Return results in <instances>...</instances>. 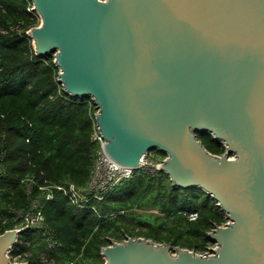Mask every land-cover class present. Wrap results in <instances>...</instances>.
<instances>
[{
	"label": "water",
	"instance_id": "obj_1",
	"mask_svg": "<svg viewBox=\"0 0 264 264\" xmlns=\"http://www.w3.org/2000/svg\"><path fill=\"white\" fill-rule=\"evenodd\" d=\"M35 53L58 81L91 98L116 163L203 190L226 215L207 234L213 256L145 237L112 241L105 264H264V0H32ZM209 132L225 153L209 152ZM19 232L0 234V264Z\"/></svg>",
	"mask_w": 264,
	"mask_h": 264
},
{
	"label": "trees",
	"instance_id": "obj_2",
	"mask_svg": "<svg viewBox=\"0 0 264 264\" xmlns=\"http://www.w3.org/2000/svg\"><path fill=\"white\" fill-rule=\"evenodd\" d=\"M32 6V0H0V28L7 30L0 29V135L6 152L0 214H8L7 221L0 220V234L18 224L8 207L26 204L23 178L35 174L41 183L74 182L83 187L93 163V101L66 94L53 55L35 53L27 31L38 26L40 18ZM197 135L209 152L225 153V145L209 132ZM157 152L162 161L166 155ZM94 204L96 210L81 209L61 193L45 202L47 224L60 244L47 255L57 264H105L102 248L111 240L123 241V236L201 252L212 244L207 234L214 225L226 222V215L203 190L174 187L160 171L154 176L135 172ZM191 213H197L196 219H190ZM21 239L30 242L23 249L31 252L32 264L46 245L45 237L27 228Z\"/></svg>",
	"mask_w": 264,
	"mask_h": 264
},
{
	"label": "built area",
	"instance_id": "obj_3",
	"mask_svg": "<svg viewBox=\"0 0 264 264\" xmlns=\"http://www.w3.org/2000/svg\"><path fill=\"white\" fill-rule=\"evenodd\" d=\"M30 10H34V5ZM41 21L42 19L40 18L39 25ZM0 29L2 32L7 31L3 27ZM29 32L30 30L27 31L28 35ZM91 108L93 122L91 141L94 144V154L92 167L85 185L80 187L74 182L57 183L48 180L41 183L35 174L28 175L21 180V185L26 195V204L21 208L8 207V212L12 214V220L18 223L12 229H16L19 232L15 242L7 252L11 262H28L31 264L28 261V257L32 256L31 252L23 249V247L29 246L30 242L21 239L22 232L30 228L36 232H40L46 241V245L39 251L36 260L32 264H57L55 258L48 257L47 251L60 246V244L53 238V232L49 228L43 212L45 202L53 200L56 193L66 196L78 208L96 210L95 201L103 200L119 183L134 176L135 172L132 169L116 163L106 153L104 137L96 119L98 109L93 102L91 103ZM93 109L95 110L93 111ZM2 139L3 135H0V178H3L6 173V152L2 148ZM161 162L148 153L142 157V168L140 171L154 176L159 171ZM7 215L5 213L0 214V220L7 221ZM189 215L191 220L197 217V213ZM128 238L129 236H126L124 241ZM217 249L218 245L212 243L207 249L199 253L203 256H213Z\"/></svg>",
	"mask_w": 264,
	"mask_h": 264
},
{
	"label": "rangeland",
	"instance_id": "obj_4",
	"mask_svg": "<svg viewBox=\"0 0 264 264\" xmlns=\"http://www.w3.org/2000/svg\"><path fill=\"white\" fill-rule=\"evenodd\" d=\"M154 158H156V160H161V155L156 151V150H153V151H151V153H150ZM141 212V211H140ZM143 212V211H142ZM151 212L152 213H158V211H155V210H151ZM226 222H227V220H226ZM225 222V223H226ZM224 223V224H225ZM224 224H221V225H224ZM124 237V239H123V241L125 240V237L126 236H123ZM112 241H116V240H112Z\"/></svg>",
	"mask_w": 264,
	"mask_h": 264
}]
</instances>
